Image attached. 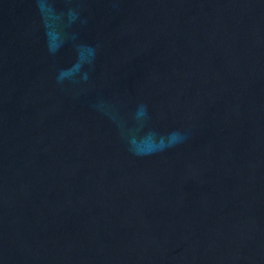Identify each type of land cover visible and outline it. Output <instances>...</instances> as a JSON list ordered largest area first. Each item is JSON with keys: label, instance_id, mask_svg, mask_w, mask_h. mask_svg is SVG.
Returning a JSON list of instances; mask_svg holds the SVG:
<instances>
[{"label": "water", "instance_id": "water-1", "mask_svg": "<svg viewBox=\"0 0 264 264\" xmlns=\"http://www.w3.org/2000/svg\"><path fill=\"white\" fill-rule=\"evenodd\" d=\"M0 264H264V0H0Z\"/></svg>", "mask_w": 264, "mask_h": 264}]
</instances>
